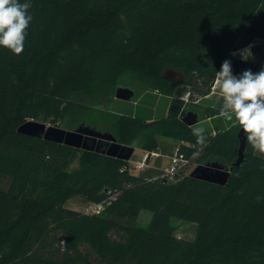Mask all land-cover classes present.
Wrapping results in <instances>:
<instances>
[{
    "label": "trees",
    "instance_id": "trees-1",
    "mask_svg": "<svg viewBox=\"0 0 264 264\" xmlns=\"http://www.w3.org/2000/svg\"><path fill=\"white\" fill-rule=\"evenodd\" d=\"M28 11L24 51L0 47V184L9 179L0 185V264H94L83 244L107 264H264V157L248 142L222 185L186 173L148 179L126 160L18 130L31 119L70 128L90 115L82 96L137 79L145 92L104 131L148 152L173 138L189 160L232 165L238 122L204 96L232 51L264 40V0H31ZM233 66L239 76L258 63L234 57ZM168 69L179 79L165 78ZM179 82L209 103L195 111L211 123L181 120L196 104L176 94ZM195 127L207 135L197 157ZM108 192L116 198L101 213L66 206ZM142 210L152 212L146 224L136 222ZM175 219L197 223L196 238L178 237Z\"/></svg>",
    "mask_w": 264,
    "mask_h": 264
},
{
    "label": "rangeland",
    "instance_id": "rangeland-1",
    "mask_svg": "<svg viewBox=\"0 0 264 264\" xmlns=\"http://www.w3.org/2000/svg\"><path fill=\"white\" fill-rule=\"evenodd\" d=\"M250 51L252 55L247 57L249 60L255 63L264 62V40L263 39L254 40V44L250 48ZM212 85H211L210 91L204 97L207 99H211L213 101V105L215 108L222 109L224 106V102H225L223 99V95L220 92L218 87L213 88ZM130 87L134 88L136 91V95L133 98L134 100L138 99L145 92V89H143L141 83L137 79H133L131 81ZM115 92H116V88L112 90L110 93L95 91L90 95L82 96L81 97L82 101H86L91 104L92 108L90 110V115L84 121L78 120L72 123L69 122L71 126L70 128L63 126L61 122H57V123L52 122L51 119H48L46 121L44 120H35V121L44 123L46 125V128L50 126L58 125L65 129L74 130L81 124H87V125L95 126L99 130L104 131L103 125L105 122H109V118L111 117V115H114L115 112L122 111L123 110L122 108L124 106L131 105L128 101L113 98L114 100L112 101L110 110L106 108H100L99 105L103 104L105 106L107 104L108 96L112 95L114 97ZM188 93H190L188 103L196 104V106H194L192 109L197 110L199 112H204L207 109V107L210 106L208 102L201 100L203 96L200 93L194 90H191L190 88H187L184 84L179 82L176 86V94L178 96H181V95L183 96V95H187ZM36 137H40V136H36ZM158 140H159V145H160L158 151L148 152L147 150L142 149L140 147H135L133 152L130 154V157L126 158L125 156L129 153L130 148H131L130 145H128L124 148H121L118 151L117 156L115 157L126 160L132 173L141 175L148 179H154L157 177L165 176L166 175L165 169L167 166H169V163H170V157L168 158L165 154L166 153L173 154L176 146L179 145L178 144L179 142L169 137H159ZM88 142L90 143V145L94 146L93 150L97 152H101L102 149L107 150L110 147L109 144H107L106 142H99L97 140L93 141L92 138H88ZM99 143L102 145H101V148H99L98 150L97 148H98ZM78 149L87 150L83 148H78ZM149 153H151L150 156H148ZM255 153L259 156L264 157V154H261L258 151H255ZM120 155H123L124 157ZM76 166H78V161H75L72 164V167H76ZM203 168L205 169L206 167H204L202 163H198L196 162L195 159H191L189 160L185 170L182 171L181 173L192 174L195 176L197 174V171ZM211 170H215V169H211ZM170 179H173V178H170ZM8 184H9V179L3 178L0 185L3 188H7ZM92 204L93 203L86 201L81 196L72 197L68 199V201L66 202L67 207L77 209V210L87 212V213L91 212L90 208ZM151 217H152L151 211L142 210L136 222L138 224H146L150 221ZM174 225L176 228L175 233L178 237L189 239V240H194L196 238L197 232H198L197 223L188 221V220H183V219H175ZM81 249L84 252H90L92 254V257L94 259V264H107L106 261H102L99 258H97L95 254L91 252V249L86 244L81 245Z\"/></svg>",
    "mask_w": 264,
    "mask_h": 264
},
{
    "label": "clouds",
    "instance_id": "clouds-1",
    "mask_svg": "<svg viewBox=\"0 0 264 264\" xmlns=\"http://www.w3.org/2000/svg\"><path fill=\"white\" fill-rule=\"evenodd\" d=\"M30 8L31 0H0V47L14 55L24 51L27 29L33 19ZM242 54L245 58L252 55L250 48L244 49ZM215 85L225 101L219 115L227 121L238 122L254 152L264 154V69L258 73L245 70L235 76L231 62L225 60L216 72ZM192 135L199 146L193 152V157H197L206 146L207 135L202 127L193 128ZM260 199L258 196L257 200Z\"/></svg>",
    "mask_w": 264,
    "mask_h": 264
},
{
    "label": "water",
    "instance_id": "water-1",
    "mask_svg": "<svg viewBox=\"0 0 264 264\" xmlns=\"http://www.w3.org/2000/svg\"><path fill=\"white\" fill-rule=\"evenodd\" d=\"M262 69H264V63L254 68L253 73H258ZM163 76L165 78L172 80H178L180 77L179 73L172 69H168L167 71H165ZM135 95H136V91L134 88L124 85H119L115 92L116 99H120L128 102H131L135 97ZM111 104L112 101L110 100L106 107L108 110H110ZM180 118L185 124L189 126H194L200 122L201 115L199 114V112L193 109H187L182 112ZM18 130L25 134L40 136L48 140H52L59 143H65L75 148H83L87 150L94 149V146L90 145V143L88 142V138H92L93 141L97 140L99 142H106L107 144H109L110 147L107 150L102 149L101 152L114 157L117 156V153L121 148L128 146L126 144L120 143L113 132L102 131L95 126H91L87 124H81L74 130L65 129L58 125L50 126L46 128V125L44 123L36 122L34 119H31L26 121L24 124H22ZM238 135L240 139V147H239V156L236 162L228 166L216 161H206L202 163V165L206 168L198 170L195 177L222 185L226 184L228 174L231 171L232 167L234 165L239 166L244 159V151L247 145L246 134L240 128ZM101 145L102 144L100 143L98 144V148H97L98 150L99 148H101ZM130 147L131 148L129 153L125 156L126 158L130 157V154L133 152L135 148V146L133 145H130ZM150 155L151 153H149L148 156ZM120 156L124 157L123 155ZM211 169H215V170H211Z\"/></svg>",
    "mask_w": 264,
    "mask_h": 264
},
{
    "label": "built area",
    "instance_id": "built-area-1",
    "mask_svg": "<svg viewBox=\"0 0 264 264\" xmlns=\"http://www.w3.org/2000/svg\"><path fill=\"white\" fill-rule=\"evenodd\" d=\"M253 44H254V42H251L249 45H247L244 48L232 51L231 57L226 59V60H229L231 62L233 75H234L233 58L237 57V58H241V59H246L242 54L243 50L247 49V48H251L253 46ZM212 84H213L212 85L213 88L217 87L215 85V80ZM189 95H190V93H188L187 95H183V96L181 95L179 97L182 98L183 100H185L186 102H189ZM182 143H184V142H181V143H179L178 146H176L174 153L170 156L169 166H167L165 169V172H166L165 176H168L169 178H174L176 175H178L182 171H184L188 162H189V159L187 158L185 153L181 150L180 145ZM108 193H109V196L105 200H103L102 202L93 203L91 205V208H90L91 212L90 213H101L106 208V206L109 205L112 202V200L116 198L115 194H112L111 192H108Z\"/></svg>",
    "mask_w": 264,
    "mask_h": 264
},
{
    "label": "crops",
    "instance_id": "crops-1",
    "mask_svg": "<svg viewBox=\"0 0 264 264\" xmlns=\"http://www.w3.org/2000/svg\"><path fill=\"white\" fill-rule=\"evenodd\" d=\"M131 102H133V103L136 104V103L138 102V99H136V100L133 99ZM224 103H225V102H224ZM212 106H214V105H213V101H212ZM220 110H221V109H220ZM220 117H221V116H220ZM221 118H222V117H221ZM213 119H214V117H212V116H207V118H204V120L201 118L200 122L205 121V122H210V123H211ZM223 119H224V118H223ZM224 120H225V119H224ZM200 122H199V123H200ZM178 144H179V143H178ZM162 154H163V153H162ZM165 155L169 158L172 154L166 153Z\"/></svg>",
    "mask_w": 264,
    "mask_h": 264
},
{
    "label": "flooded vegetation",
    "instance_id": "flooded-vegetation-1",
    "mask_svg": "<svg viewBox=\"0 0 264 264\" xmlns=\"http://www.w3.org/2000/svg\"><path fill=\"white\" fill-rule=\"evenodd\" d=\"M263 63H264V62H263ZM260 64H262V63H258V65H260ZM113 100H114V99H111V101H113ZM109 101H110V100H109ZM109 101H108V102H109ZM108 102H107V105H108Z\"/></svg>",
    "mask_w": 264,
    "mask_h": 264
}]
</instances>
